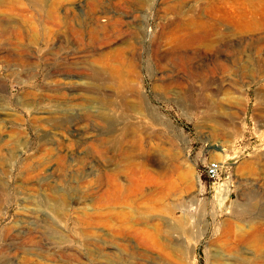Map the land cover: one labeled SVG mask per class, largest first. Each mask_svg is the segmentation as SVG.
<instances>
[{
  "label": "rangeland",
  "instance_id": "1",
  "mask_svg": "<svg viewBox=\"0 0 264 264\" xmlns=\"http://www.w3.org/2000/svg\"><path fill=\"white\" fill-rule=\"evenodd\" d=\"M0 264H264V0H0Z\"/></svg>",
  "mask_w": 264,
  "mask_h": 264
},
{
  "label": "built area",
  "instance_id": "2",
  "mask_svg": "<svg viewBox=\"0 0 264 264\" xmlns=\"http://www.w3.org/2000/svg\"><path fill=\"white\" fill-rule=\"evenodd\" d=\"M220 171H221L220 163L218 161H213V162L208 163L205 169V174L210 179L216 180L219 177Z\"/></svg>",
  "mask_w": 264,
  "mask_h": 264
},
{
  "label": "bare ground",
  "instance_id": "3",
  "mask_svg": "<svg viewBox=\"0 0 264 264\" xmlns=\"http://www.w3.org/2000/svg\"><path fill=\"white\" fill-rule=\"evenodd\" d=\"M105 78V77H104ZM127 85V84H126ZM129 87V86H128ZM139 91V90H138ZM121 97V96H120ZM115 99V98H114ZM111 103V102H110ZM124 106V105H123ZM104 118V117H103ZM113 125V124H112ZM158 139V138H157ZM143 143V142H142ZM144 144V143H143ZM160 150V149H159ZM141 151V150H140ZM159 154V153H158ZM145 155H147V154H145ZM149 161H151V160H149ZM220 163V165H221V167H222V163L221 162H219ZM150 164V163H149ZM152 165V164H151ZM163 166H164V163H162V164H160V166L158 167V168H160V169H162L163 168ZM127 168V167H126ZM127 205V204H126ZM131 208H132V206H131ZM135 209V208H134ZM129 211H131V210H129ZM131 218V217H130ZM133 222V221H132ZM149 226V225H148ZM143 230V229H142ZM138 232V231H137Z\"/></svg>",
  "mask_w": 264,
  "mask_h": 264
},
{
  "label": "water",
  "instance_id": "4",
  "mask_svg": "<svg viewBox=\"0 0 264 264\" xmlns=\"http://www.w3.org/2000/svg\"><path fill=\"white\" fill-rule=\"evenodd\" d=\"M215 150H217L218 148L217 147H214Z\"/></svg>",
  "mask_w": 264,
  "mask_h": 264
}]
</instances>
